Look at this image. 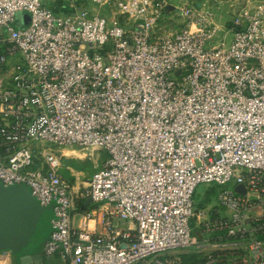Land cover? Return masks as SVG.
Segmentation results:
<instances>
[{"label":"built area","instance_id":"built-area-1","mask_svg":"<svg viewBox=\"0 0 264 264\" xmlns=\"http://www.w3.org/2000/svg\"><path fill=\"white\" fill-rule=\"evenodd\" d=\"M90 1L107 13L0 0V184L54 208L31 262L264 264V1L222 28L190 1ZM70 147L107 154L86 182Z\"/></svg>","mask_w":264,"mask_h":264},{"label":"water","instance_id":"water-1","mask_svg":"<svg viewBox=\"0 0 264 264\" xmlns=\"http://www.w3.org/2000/svg\"><path fill=\"white\" fill-rule=\"evenodd\" d=\"M53 218V205L42 206L27 186L0 184V254L12 252L19 264L40 260L41 253L31 256L50 235Z\"/></svg>","mask_w":264,"mask_h":264},{"label":"rangeland","instance_id":"rangeland-1","mask_svg":"<svg viewBox=\"0 0 264 264\" xmlns=\"http://www.w3.org/2000/svg\"><path fill=\"white\" fill-rule=\"evenodd\" d=\"M175 1V0H173ZM200 3H205L207 9L213 13L212 19L209 23H216L218 26L223 27L225 25H228L233 17H235L237 14H239L242 9H246L247 7L252 8L253 10L258 8V5L263 3L264 0H260L259 4L257 6H251L252 2H255L256 0H197ZM250 5V6H249ZM21 14H19V17ZM174 18L170 20L169 18L166 19L164 22L165 24H172L178 27L180 23H182L184 20L181 16H177V13L174 12L171 14ZM29 18V17H28ZM213 21V22H212ZM30 20L26 23H29ZM73 150H77L76 148H66L64 153H68L69 157L66 156L63 157V166L65 175L75 183L76 179L79 178V181L86 182L94 172H96L99 168L102 167L107 154L103 150H94L93 152L90 151L86 153L84 152H72ZM75 153V154H73ZM93 154V155H92ZM72 156V157H71ZM208 189V185L202 184L198 187L197 190V199H204L209 198L213 199L217 195V190H209L206 194L205 192ZM124 226H128L127 223H124ZM41 249V245L36 249V251H39ZM185 251H177L176 253H184Z\"/></svg>","mask_w":264,"mask_h":264},{"label":"crops","instance_id":"crops-1","mask_svg":"<svg viewBox=\"0 0 264 264\" xmlns=\"http://www.w3.org/2000/svg\"><path fill=\"white\" fill-rule=\"evenodd\" d=\"M189 2L192 3L195 7H197L200 10H205L206 4L200 3L197 0H175L174 3L177 2ZM260 0H256L255 2L251 3V6H257V4H259ZM88 6H90L91 9H94L95 11L101 13V14H105L107 13V11H105L103 8H99L97 6H95L90 0H88V2H86ZM262 5V3L260 5H258V7H260ZM45 6L53 11H55L56 13H60V14H65V13H70L72 11V6H71V0H46ZM250 6V5H249ZM248 8V7H247ZM248 9H252V8H248ZM28 13L24 12L21 13L20 18H23L24 20L28 21ZM220 27V26H219ZM222 28V27H221Z\"/></svg>","mask_w":264,"mask_h":264},{"label":"trees","instance_id":"trees-1","mask_svg":"<svg viewBox=\"0 0 264 264\" xmlns=\"http://www.w3.org/2000/svg\"><path fill=\"white\" fill-rule=\"evenodd\" d=\"M47 237H45V239H47ZM200 261L201 260H199V258L195 254L180 253L179 255H177V264H197Z\"/></svg>","mask_w":264,"mask_h":264},{"label":"flooded vegetation","instance_id":"flooded-vegetation-1","mask_svg":"<svg viewBox=\"0 0 264 264\" xmlns=\"http://www.w3.org/2000/svg\"><path fill=\"white\" fill-rule=\"evenodd\" d=\"M42 245H43V242L41 243V249L39 250V252L42 251ZM12 264H19V258L16 257V256H13V258H12Z\"/></svg>","mask_w":264,"mask_h":264}]
</instances>
